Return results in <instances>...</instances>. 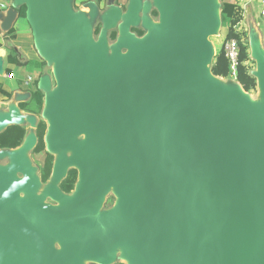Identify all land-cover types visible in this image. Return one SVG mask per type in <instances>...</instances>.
<instances>
[{"label":"water","instance_id":"1","mask_svg":"<svg viewBox=\"0 0 264 264\" xmlns=\"http://www.w3.org/2000/svg\"><path fill=\"white\" fill-rule=\"evenodd\" d=\"M21 1L54 64L51 145L67 149L75 133L88 138L69 208L41 196L25 201L15 178L0 172V264H81V255L106 263L118 244L131 264H264V111L211 80L209 36L221 22L213 0H156L162 22L137 38L138 6L126 15L115 6L97 43L69 0ZM116 27L117 50L129 55L109 58L106 34ZM263 56L254 57L264 90ZM0 114V132L25 120L17 105ZM36 144L37 136L27 139ZM69 165L61 155L55 176ZM28 169L16 155L12 172ZM113 181L119 203L99 213ZM49 193L61 197L55 187Z\"/></svg>","mask_w":264,"mask_h":264},{"label":"rangeland","instance_id":"2","mask_svg":"<svg viewBox=\"0 0 264 264\" xmlns=\"http://www.w3.org/2000/svg\"><path fill=\"white\" fill-rule=\"evenodd\" d=\"M78 1V3H77ZM92 1V2H91ZM99 0H69V6L71 8L72 13L73 14H78L77 10L78 7H81L82 4L84 3H93V2H98ZM107 1V0H106ZM109 3L114 2L115 0H108ZM148 1V0H145ZM155 3V7L159 10V16H152V24H158L162 22V17H161V6L160 4L156 1V0H152ZM223 1H229V0H213V4L215 6L216 9H218V17L220 14V10H221V4ZM236 1V0H233ZM240 1V0H239ZM128 0H120V4H125L127 5ZM90 3V4H91ZM252 7V13H250L247 10V12H245L246 18H245V24L247 25V31L243 34L244 37L246 38V42L249 43V51L252 55V57L254 58V62L250 63L251 69L252 71L257 74L258 72V65H259V60L257 58H255L253 56L252 53V48L255 44L259 43L260 48L264 51V19L261 18L259 16L260 13V8L258 3L253 2L252 5H250ZM119 7H121L119 5ZM250 15L252 17H250ZM97 25H100L101 22L100 20H98ZM96 25H93L90 29L91 32V41L93 43H97L100 39L101 36H97L94 34V30H95ZM228 28L229 25L226 26H222L220 20H219V24L218 27L211 33V35L209 36V40L211 42V45L213 47V55L216 52V45L218 47H221L224 44V39L228 33ZM113 29H118L113 28ZM112 29H109L107 31V35H106V43L108 46V53L107 56L109 58H113L115 55L117 54H121V55H129V50L127 48H122L121 50H117V42L119 40V38L121 37L119 32H118V39L115 41L110 40L109 38V33ZM227 31V32H225ZM132 38H137L138 36H136L133 32L132 34H130ZM146 48H144L145 50ZM263 61H264V56H263ZM52 68L54 69V64L51 63ZM45 69L47 67H44ZM54 71V70H53ZM52 71V84L50 89L47 91V93H45V99H44V107L42 110L41 114H33L30 113L26 110H21V113L25 116V120L23 121L22 125H24L27 129V137L24 141V143L17 147V148H12V149H0V166L2 167H10L12 168L13 164H14V158L16 155H18L21 152L25 153L26 156V160H27V165L28 168L31 170V174L33 177V181L35 182V184L37 185V189H34L32 191H27L24 189H16L17 193L25 200L28 201L30 198L34 197V196H41L44 198V202L45 204L49 205V206H59V207H67L66 205V200L67 199H72L77 197L78 193H79V189L81 187L82 181H81V168L79 165V159L81 157H83L85 155V144L87 142V138H88V134L87 133H75V134H71V144L69 146V148L67 149H54L51 145V142L54 140V136L52 134V125H53V121L51 119V117L48 114V109H47V104H48V98L50 95H52L58 88L57 86V81L54 75V72ZM212 76V75H211ZM217 78V77H216ZM220 81L221 86L228 92H239L241 93L243 90V88L241 87V85L236 82L235 79L233 78H217ZM26 89L28 90V92L31 93L30 89L28 88V85L26 86ZM246 94L250 97V99L255 102V104L259 107V109H262L264 111V90L260 84L259 81V77H258V85L257 88L247 92ZM5 102H7V100L5 99H0V112L3 111V108L6 107L7 104H5ZM41 120H45L48 124L47 127V131H46V136H45V140H46V149L47 151H49L50 153H52L55 157V165L56 162L58 161L59 157L61 155H66L68 156V158L71 160L72 154L74 152V154H76L75 152H78V157H77V161L75 163L70 162L69 168H77L79 170V179L78 182L75 186V189L73 192L71 193H65L61 190L60 188V184L62 182V180L64 178H57L55 176V171L53 170L50 178L46 181L43 182L41 179V168L39 165L40 160L43 159L44 154H37V155H33V149L34 146L29 147L27 145V139L30 136H36V129L37 126L39 124V122ZM78 148V149H76ZM79 150V151H77ZM15 173V181L18 180H25L27 178V175L25 172L22 171H16ZM57 188L60 192H61V197L57 198V197H53L50 193H49V189L50 188ZM115 198V203L112 207L110 208H106V202L111 199V198ZM120 200V195L117 189V182L113 181V183L111 184L110 188L108 189L107 193L105 194L103 201L99 207V213H108L113 211L117 204L119 203ZM73 211V210H72ZM62 242L59 238L56 239L55 241V248L58 250L62 249ZM113 252H114V257L111 261L109 262H101V261H97L95 259L89 258L88 256L85 255H81L79 257V260L81 262V264H119V263H123V264H131V259L129 257V254L126 251V248L122 245V244H118L115 247L112 248Z\"/></svg>","mask_w":264,"mask_h":264},{"label":"trees","instance_id":"3","mask_svg":"<svg viewBox=\"0 0 264 264\" xmlns=\"http://www.w3.org/2000/svg\"><path fill=\"white\" fill-rule=\"evenodd\" d=\"M102 1L99 0L97 2V6L102 7ZM92 2V1H91ZM89 2V4L91 3ZM120 5V0H117V4ZM18 12V16L20 18L26 19L27 6L25 3L20 4L15 7ZM123 10H126V5H123ZM154 16H159V10L154 8L152 11ZM244 18V9L240 5L239 1L231 2V1H223L221 4V24L222 26L229 25L228 33L224 39V43L229 39H235L238 41L240 46V56H239V65L237 68L236 82H238L241 87L250 92L257 88L258 78L255 73L252 71L250 63L254 62V58L252 57L249 49V43L246 42V38L244 37L245 32H238L235 30V26L241 22ZM101 31V24L95 27L94 34L98 35ZM136 36L143 37L147 30L143 27H133L131 30ZM15 33L16 29L13 27L7 33ZM109 38L112 41L118 39V30L112 29L109 34ZM2 46V41L0 40V48ZM9 63H18L16 58L10 57ZM32 63V62H31ZM48 62L46 59L41 58L38 62L40 67L47 66ZM210 70L212 74L218 78L231 79V69L230 63L226 56L224 44L221 47L216 45V52L213 56V60L210 64ZM7 73H11V69L9 67L6 68ZM40 78L41 73H38L33 79L28 82V88L31 91V97L28 101L20 102L19 108L22 110H26L33 114H41L44 107V99L45 92L40 86ZM23 85V82H20ZM26 86V85H25ZM0 95H3L7 98L11 97V92H8L3 89V85L0 83ZM48 124L45 120H41L36 129L37 136V144L33 149L32 154H44L42 160H40L39 165L41 168V179L43 182H46L55 167V157L52 153L47 151L46 149V131ZM27 137V129L22 124H11L7 126L4 130L0 132V149H12L21 146ZM79 179V170L77 168H70L62 180L60 184V188L65 193H71L74 191L75 186ZM115 198H111L106 202V208H110L114 205ZM95 264V263H94ZM123 264V263H119Z\"/></svg>","mask_w":264,"mask_h":264},{"label":"crops","instance_id":"4","mask_svg":"<svg viewBox=\"0 0 264 264\" xmlns=\"http://www.w3.org/2000/svg\"><path fill=\"white\" fill-rule=\"evenodd\" d=\"M235 2L233 0H229ZM239 1V0H236ZM242 1L239 3L242 5ZM22 3L21 0H0V40L2 41V46L0 48V83L3 85V89L11 92V97L7 98L3 95H0V99H5L6 107L3 108V113L8 111L11 105H19L20 102L28 101L31 97V93L28 92L26 86L28 85V80L33 79L38 73H41L40 83L45 93L50 89L52 84V65L49 61L46 69L40 67L38 62L41 58H44V55L41 53L40 49L37 47L32 28L25 18H20L18 16L16 6H19ZM78 3V1H77ZM102 7L97 6V2L91 4L84 3L81 7H78L77 13L86 18L91 26L96 25L98 20H100L102 27L99 36L103 35L106 31L104 29V17L108 14V11L117 4V0L109 3L107 0L102 1ZM132 5L138 6V16H139V27H144L147 23H152L151 11L156 8L155 3L152 0H128L127 9ZM14 9L15 15L10 16V10ZM251 7V11H252ZM128 11V10H127ZM247 12V10H245ZM124 15L127 12H123ZM11 20L9 24L16 29L15 33H7L9 30L4 26L8 19ZM109 30V29H108ZM107 30V31H108ZM227 32V31H225ZM107 35V34H106ZM13 57L17 59L18 63H9V58ZM32 62V63H31ZM11 69V73L14 74L13 78H9V74L6 72V68ZM20 82L24 84L21 85ZM26 85V86H25Z\"/></svg>","mask_w":264,"mask_h":264},{"label":"built area","instance_id":"5","mask_svg":"<svg viewBox=\"0 0 264 264\" xmlns=\"http://www.w3.org/2000/svg\"><path fill=\"white\" fill-rule=\"evenodd\" d=\"M253 2L258 3L259 8H260L259 16L264 19V0H243L241 6L244 9V18L241 22H239L235 26L236 31H238V32H246L247 31V25L245 24V18H246L245 10L248 9V11L250 13H252L250 5H252ZM250 17H252V16L250 15ZM224 49H225L226 56H227L229 63H230L231 78L236 79L237 68L239 65V56H240L239 43L235 39H229L224 43ZM13 77H14V74L10 73L9 78H13ZM30 80H28V82Z\"/></svg>","mask_w":264,"mask_h":264},{"label":"bare ground","instance_id":"6","mask_svg":"<svg viewBox=\"0 0 264 264\" xmlns=\"http://www.w3.org/2000/svg\"><path fill=\"white\" fill-rule=\"evenodd\" d=\"M215 15L216 17L218 18V9H215ZM252 53L255 57H258V58H261L263 55H264V51L260 48V45L259 43L255 44L252 48ZM211 80L214 84H217V85H221L220 84V81L215 78V77H211ZM244 99L252 104V105H256L255 102H253L250 97L246 94L245 91H242L240 93ZM11 106H14V105H11ZM1 116V114H0ZM2 127V125H0V128ZM79 151V150H77ZM76 154H72V157H71V160L70 162L72 163H75L77 161V157H78V152H75ZM21 156L23 157V161H24V164H27V160H26V156H25V153L24 152H21ZM0 172L2 173H6V174H9L10 176L14 177L15 178V174L12 172L11 168L10 167H1L0 166ZM26 175H27V178L25 180H18L16 181L17 182V188L18 189H24V190H27V191H32L34 189H37V185L35 184V182L33 181V177L32 174H31V171L30 169L27 170L26 172ZM82 179V175L80 177ZM80 191V190H79Z\"/></svg>","mask_w":264,"mask_h":264},{"label":"flooded vegetation","instance_id":"7","mask_svg":"<svg viewBox=\"0 0 264 264\" xmlns=\"http://www.w3.org/2000/svg\"><path fill=\"white\" fill-rule=\"evenodd\" d=\"M118 5H119V3H118ZM123 5H125V4H120L122 10H123V8H122ZM126 7H127V5H126ZM126 11H127V9H126V10H123V12H126ZM152 11H153V9H152ZM152 11H151V15H153V14H152ZM101 27H102V24H101ZM117 30H118V29H117ZM94 31H95V30H94ZM100 32H101V31H100ZM109 34H110V33H109ZM98 35H99V34H98ZM98 35H97V36H98Z\"/></svg>","mask_w":264,"mask_h":264}]
</instances>
